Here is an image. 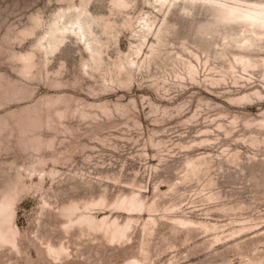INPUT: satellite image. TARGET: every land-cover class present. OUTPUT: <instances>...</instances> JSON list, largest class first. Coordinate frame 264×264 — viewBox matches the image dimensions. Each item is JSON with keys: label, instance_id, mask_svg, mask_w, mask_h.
Instances as JSON below:
<instances>
[{"label": "rangeland", "instance_id": "1", "mask_svg": "<svg viewBox=\"0 0 264 264\" xmlns=\"http://www.w3.org/2000/svg\"><path fill=\"white\" fill-rule=\"evenodd\" d=\"M172 1L0 0V264H264V40Z\"/></svg>", "mask_w": 264, "mask_h": 264}, {"label": "bare ground", "instance_id": "2", "mask_svg": "<svg viewBox=\"0 0 264 264\" xmlns=\"http://www.w3.org/2000/svg\"><path fill=\"white\" fill-rule=\"evenodd\" d=\"M168 0H159L161 4H164ZM180 0H173L172 2H177ZM189 3L195 4L197 2H205L211 5H216L222 9L223 20H226L229 23H236L243 27L242 34L240 35L241 40L236 41V46L238 49H248L254 46L256 43H259L264 40V0H183ZM87 11L82 10L76 17L74 22L69 21L62 24V26L56 25L52 30L53 34L60 33L61 35H66L73 30V26H77V30L81 38L86 37V28L88 32L91 31V26L85 25L84 20L81 19L83 15H86ZM64 15H61L60 18L64 19ZM71 24V27H68L67 24ZM147 28V27H146ZM49 46L53 49L57 47L59 39L57 37H51L47 40ZM145 43V42H144ZM62 44V43H61ZM87 45H89L87 43ZM90 46V45H89ZM88 46V47H89ZM89 49H91L89 47ZM95 54H99V51L95 49ZM238 61L246 64H249L251 61L246 57H239ZM236 62V60H235ZM133 196V195H132ZM2 204V203H1ZM0 204V212L3 213L7 220L11 218L13 214L11 210V204L3 203ZM120 204L127 211H137L139 208L143 207L142 202L137 199L136 195L133 197H125L120 201ZM83 218V217H82ZM81 218V219H82ZM80 219V220H81ZM104 221V220H103ZM92 223V219L88 221ZM105 223V221H104ZM11 224L13 222L11 221ZM108 223H105V225ZM182 224V223H181ZM103 228V227H102ZM104 229V228H103ZM130 229V221L124 226H121L117 220H113L110 224L107 225V231L111 235L122 238L126 236L128 230ZM105 230V229H104ZM16 236V231L14 225H9L3 232H0V240L3 242H13ZM14 243V242H13ZM54 252V251H53Z\"/></svg>", "mask_w": 264, "mask_h": 264}]
</instances>
